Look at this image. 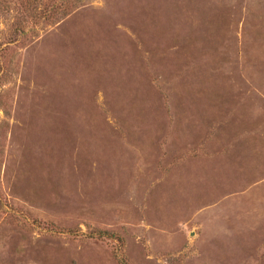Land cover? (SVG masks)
I'll return each mask as SVG.
<instances>
[{"label":"rangeland","instance_id":"1","mask_svg":"<svg viewBox=\"0 0 264 264\" xmlns=\"http://www.w3.org/2000/svg\"><path fill=\"white\" fill-rule=\"evenodd\" d=\"M0 264H264V0H0Z\"/></svg>","mask_w":264,"mask_h":264},{"label":"trees","instance_id":"2","mask_svg":"<svg viewBox=\"0 0 264 264\" xmlns=\"http://www.w3.org/2000/svg\"><path fill=\"white\" fill-rule=\"evenodd\" d=\"M44 15V17L46 19H49L52 16L51 11L49 10V8H47V11H45V13H42ZM100 234V233H99Z\"/></svg>","mask_w":264,"mask_h":264}]
</instances>
